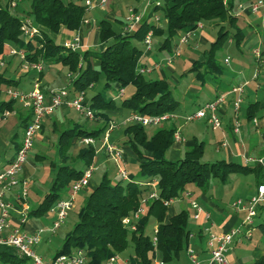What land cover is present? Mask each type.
Wrapping results in <instances>:
<instances>
[{"label": "trees", "instance_id": "16d2710c", "mask_svg": "<svg viewBox=\"0 0 264 264\" xmlns=\"http://www.w3.org/2000/svg\"><path fill=\"white\" fill-rule=\"evenodd\" d=\"M245 0H163L154 2L142 21L132 31L118 32L108 19L97 23L99 41L105 43L98 51L85 49L80 52L64 43L56 42L52 35L61 29L72 32L77 30L88 7L85 0H0V57L9 46H15L29 62L41 65L62 64L68 68L72 88L68 93L77 95L86 91L98 80L103 79V87L89 98L88 105L97 118L102 119V128L85 129L72 126L62 130L58 138V157L56 173L49 190L36 207L30 209L29 217H42L62 198V192L77 180L89 165L93 163L95 148L85 145L78 153L81 166L67 163V149L82 137L99 139L107 128L110 116L107 111L118 107L147 116L173 113L179 105L174 98L171 86L163 79H146L139 72L138 63L144 54L142 41L151 31L161 39L159 49L171 52L173 38L178 32L192 31L198 22L212 23L218 26L216 36L203 52L204 60L196 61L188 69L197 77H203L211 69L222 70L217 60V52L228 40L238 47L244 40L245 33L241 18L233 13L235 3ZM161 10L165 18L164 27H159L153 19ZM24 17L31 18L25 21ZM27 22L37 29L32 36L25 33ZM242 23V24H241ZM140 44V45H138ZM97 60V65L93 64ZM204 71L201 72V68ZM17 81L0 74V94L15 87ZM134 87L133 93L120 99L119 90L126 86ZM118 93L108 95L110 91ZM17 101L0 98V116L4 111H12ZM255 116V104L248 106V120ZM31 118V111L22 118L24 128ZM146 126L130 124L124 131L125 140L119 146L127 147L138 162L140 181L119 178L113 180L106 171L101 181L92 189L78 213L72 229L66 234L55 257L69 255L75 250H82L87 257L86 264H103L109 257L121 253L129 244L133 255L128 258L130 264H152L155 257L166 262L178 261L180 252L188 244L190 229L189 213L181 209L168 216L163 201L180 198L186 191L200 190L206 193L215 181H225L232 173H254L259 182L262 180V166H253L235 161L202 160L205 142L194 140L183 156L178 160L167 158V152L174 144L175 127H161L151 134ZM20 143L17 145L16 151ZM12 160V159H11ZM11 160L9 162H11ZM155 186L158 199L148 203L145 214L136 222L135 230H128L122 224L125 216L131 215L138 206L139 197L147 194ZM257 218H262L257 226L264 229V205L257 209ZM157 228L156 244L152 243V234L145 232L149 224ZM0 264H31L7 245H0ZM252 264H264V256Z\"/></svg>", "mask_w": 264, "mask_h": 264}, {"label": "rangeland", "instance_id": "374dc122", "mask_svg": "<svg viewBox=\"0 0 264 264\" xmlns=\"http://www.w3.org/2000/svg\"><path fill=\"white\" fill-rule=\"evenodd\" d=\"M5 1V0H3ZM16 1L13 0V2L10 4L13 6ZM143 5L135 9V12L137 15H145L146 8L145 4L149 3L148 1L144 0ZM156 1V0H155ZM155 1H152V5ZM158 4L162 3L163 0H157ZM258 1V0H245L242 2H236L235 7L233 10V13L236 15H239L243 20L252 22L253 27L257 31L256 35L251 39L250 42L254 44L256 47H261V42L264 43V30H263V13L264 8H261L259 12L253 13L249 12L248 17L244 14V9H247L250 5V3ZM264 2V0H263ZM106 7L101 8L98 5H95L94 7L88 8L83 16L82 23L80 27L78 28L80 31L83 32V38L82 40L85 43H80V47L77 48L80 52H83L85 49L88 50H100L99 46V34L95 27V23L97 25L98 21L101 19H108L112 22L113 28L118 31L122 32L125 30V25L128 23L127 17H128V10L125 8V6L119 4V3H113V0H105ZM133 9V7H130ZM25 21H31V18L24 17V15L20 14ZM158 19L156 22L157 26L164 27L165 25V18L163 15V12L161 10H158L155 15L153 16V19ZM201 24V27H198L194 29L190 33L188 44H182L179 47L180 55L176 56L172 59L171 63L166 65L163 59L169 57L171 55V52L168 49H159V42H161L160 37L153 35L152 36V47L151 50L147 51L141 56V59L138 63L139 68H147L144 70L143 75L146 79H163L165 80L172 89L173 96L177 100L181 102L177 106V108L173 111V114L177 116L178 118L182 116L188 115L186 111L188 110V107L190 105V99L187 97H184V92L186 90H189L191 93L197 85H199V80L194 77V74L189 73L188 69L190 68V58H196L200 55V52L203 53L205 50H207L210 46L211 41L215 38L216 32L218 29V26H214L212 23H206V22H198ZM198 23L196 24V27L198 26ZM242 24V23H241ZM214 26V32L212 30V27ZM183 33H179L175 35L172 42V47H174L175 44H178L179 36ZM53 39L56 42H62L61 39V33L60 31L56 34L52 35ZM263 40V41H261ZM261 41V42H260ZM74 42V39L71 41ZM76 42V41H75ZM254 42V43H253ZM175 43V44H174ZM78 44V40H77ZM105 45V43H103ZM251 44V45H252ZM103 45V46H104ZM140 45V44H138ZM143 43L141 44V46ZM143 47V46H142ZM235 43L233 42L232 46L229 47L228 43L226 42L222 49L217 52V60H219L220 64L225 66L223 64V57L228 58L229 60L234 57L233 54H235ZM263 48V47H261ZM15 49L19 50L15 46H9L6 48L5 53L2 57H0V74H4L7 77L15 79L16 76L18 78H21L22 82H25L24 78L28 76V74H23L22 66L24 65V62L18 55H11L10 50ZM160 50V51H159ZM243 53L247 55V59L249 60H255L254 55L249 54V49L247 47H244ZM159 53L157 54L156 52ZM219 57V58H218ZM156 58V59H154ZM157 60H160V65L158 66H152L154 62ZM34 63V62H31ZM227 68V67H226ZM261 70V69H260ZM259 70V71H260ZM185 72V73H184ZM263 72V71H262ZM35 73L38 74V72L35 71ZM68 74H70V71L68 68L62 64H53L50 69H46L43 72V75L41 76V79L39 81L40 86L43 88L44 92L51 93L52 91H61V90H70L72 88V83L69 81ZM74 75L71 74V77L73 78ZM70 77V79H71ZM103 79L98 80L96 83H94L92 86H90L85 92V97L89 99L93 94H95L97 91H99L103 87ZM134 91V87L132 85H128L124 88V93L120 96V98L117 99V103L120 102V99L129 97ZM111 93L114 95L118 93L117 90H112L108 93V95H111ZM0 98L3 100L9 99V95L5 93L0 94ZM56 111V110H55ZM54 111V112H55ZM129 110H125L123 115L121 117H118L116 121H121L124 118H126L127 112ZM186 114V115H185ZM56 119L58 121V127L55 131H53L51 128L46 127V137L42 140H37L33 143L32 146V152H34L35 155H38L39 158H33V166L29 167V174L30 176L26 179V189L28 193V199L32 207H35L39 204V202L43 199L45 193L50 188L52 180L54 179L57 164L59 161L58 157V138L59 134L62 130L70 127L69 121H72L74 126H80L84 127L85 129H97L102 128L104 125V122L100 118L96 119H87L83 113L76 112L74 108H66L65 110H61L59 113H55ZM63 116L66 118V122L63 121ZM239 117L241 120L247 121L245 112L243 113L242 110H240ZM5 125H7L8 128H13L16 126V117L15 116H7L5 118ZM179 123L181 122V129L183 131H187L189 133H193L195 135L194 125L195 123L193 121L189 120H178ZM127 125H121L120 127L114 128L109 133L108 141L110 143H121L125 140L124 131L126 130ZM171 125V121L162 122L160 125L156 126H146V132L148 134H151L155 129L161 128V127H169ZM92 137V136H90ZM191 137V134H190ZM83 138V137H82ZM94 138V137H93ZM192 138V137H191ZM95 139V138H94ZM198 141V140H197ZM102 141L100 139H95L94 143L92 144L95 148V155L93 158V173L89 182V185L83 188L79 195L76 197L75 201L73 202L72 207L67 213V217L65 219V223L63 226H61L59 229H57L54 233H50L47 229H44L41 233V237H46L48 234L51 235V246L52 251L56 249L59 250V248L62 245V242L66 236V234L72 229L73 225L77 221L78 213L82 206L85 203L86 198L88 197L89 193L92 191L93 187H95L100 181L103 176V174L108 171L110 174L111 179L117 180L121 178L117 172V167L109 158L104 150L101 147ZM86 146L83 143H78L77 145H70V147L67 149V155L68 160L67 163L71 164L72 166L79 167L81 166V163L79 161L78 153L81 149H84ZM211 156H214V154L210 151L205 149L202 160H205ZM121 167L126 171L128 178L130 180L140 181L143 178L139 176L138 170V162L137 160H134L131 156H128L126 159L125 164L121 163ZM252 165V164H250ZM236 176V180L241 179L242 181V191H240L239 188L228 189V185H236L235 180L233 178ZM246 185V188L244 187ZM253 186V177L252 174H237L232 173L230 174L227 179L223 181H215L213 183V186L206 191L208 196L213 197V200L216 204L222 205L224 207H234L233 203L238 200L239 198H242L240 195H242L241 192L244 190L246 191L247 188ZM194 195H192L193 199H195L202 207H203V201L201 199L200 193L201 191L196 189L193 191ZM240 194V195H239ZM147 194H144L143 197H146ZM182 201H173L169 206L167 207L168 213H176L180 209H185L189 213V220H188V226L190 229V236L188 238V246L190 249H192L195 252H198V229L200 227V223L202 222L201 219L194 221L192 219V213H191V207L189 206L188 200ZM149 202H146L142 204V207L144 208V213L141 214L140 218L145 214L147 206ZM235 208V207H234ZM50 210L47 211L41 221H46L51 216ZM245 215H242L239 222L235 227L238 225H241V223L244 220ZM137 222V221H136ZM205 225V224H204ZM202 226V225H201ZM155 225L149 224V226L146 228L145 232L148 234L153 233ZM233 227V228H235ZM206 228V226L203 227V229ZM208 228V227H207ZM128 230H131L129 227H127ZM205 236H207V233L204 232ZM262 231L257 226V224H254V233H253V239L251 242H240L233 248V255L237 259H241L244 261V264H249L250 256H252V253L255 249L254 246L259 247L264 251V237L261 236ZM257 236L259 237L257 239ZM261 236V238H260ZM257 245H255L256 243ZM255 243V244H254ZM186 246L182 249L180 252V259H183L186 251ZM55 251V252H56ZM54 252V253H55ZM121 259H124V257L129 258L131 255H133V249L132 245L129 244V246L123 250L121 253H117Z\"/></svg>", "mask_w": 264, "mask_h": 264}, {"label": "built area", "instance_id": "2783aa9c", "mask_svg": "<svg viewBox=\"0 0 264 264\" xmlns=\"http://www.w3.org/2000/svg\"><path fill=\"white\" fill-rule=\"evenodd\" d=\"M158 4V3H157ZM85 5L90 8L98 5L99 7L105 6V0H85ZM261 8H264L263 0H258L250 3L247 8L250 12L256 13L259 12ZM144 16V15H143ZM143 16L137 15L135 9L130 8L128 10L127 24L125 25L126 31H132L143 19ZM155 19V18H154ZM158 21V19H155ZM263 30H264V13H263ZM198 27H201V24L198 23ZM24 31L28 36H32L37 29L27 22L23 27ZM191 31L184 32L179 36L178 46L188 42ZM152 36L151 31L147 32L142 43L145 52L151 50L152 47ZM76 41V42H75ZM73 49H77V38H74V42L65 44ZM176 46L171 55L165 58L163 61L166 65L170 64L172 59L179 55L180 50ZM11 55H18L20 59L24 62L22 68L24 70L37 69L40 70L41 63L34 62L31 63L25 60V55L20 50L12 49L10 50ZM252 54L255 59L258 61L261 58V50L259 47H255L252 50ZM228 59H225L227 62ZM159 63H155L153 66H158ZM147 68H139V72L143 73ZM258 71L254 73V77L257 76ZM68 77H71V74H68ZM244 92L243 85H236L230 89L226 94H221L217 96L214 100L205 103L204 105L198 107L195 111L190 114L183 116L184 120L194 121L203 118H207L210 126L213 130L220 129L222 126V120L218 114L220 107L223 105L226 100V96L231 93L235 97L232 101V107L234 111V120H233V132H240V121L238 119V113L240 105L242 103V94ZM12 99L20 102L23 107L31 111V118L26 123L23 128L22 138L20 146L15 152V155L11 162L3 169H0V186L2 191L0 192V245H7L16 250V252L26 257L31 264H86L87 257L82 252V250H75L71 254H61L53 259H44L37 251L36 246L41 240V233L44 229H47L50 233H54L59 229L65 222L67 213L73 205L75 198L79 191L89 185L92 173L93 165H89L83 171L82 175L75 181H73L70 186L67 194L60 198L51 208L50 212L53 213V220L50 225L45 228H40L36 232H28L25 230L24 225L28 220V213L30 207L28 204V193L26 189L27 180L20 178V175L28 162L29 156L31 154L32 146L35 141L36 135L39 133L43 120L49 117L59 106L66 104L70 107H73L76 111L83 113L87 119H96L94 111L88 105V102L85 100V92L81 91L73 97H69L68 90L61 91H52L46 97L43 92L39 82H35L33 87L29 91H20L14 88H8L5 91ZM123 90H119V95H122ZM10 114V111H4L0 116V121ZM178 117L173 113H164L161 115L147 116L137 112H131L123 120H109L107 128L102 134L101 137V147L105 150L107 156L111 158L117 171L121 178L127 180L128 175L126 171L121 167V163L124 159V150L121 146L116 143H110L108 141L109 133L114 129L118 128L121 125L127 124H139L142 126H156L160 125L162 122L175 120ZM255 122L256 120L253 119ZM174 143H179L183 140L181 132L179 129H176L173 134ZM95 139L93 137H83L79 139L80 143L84 145L93 144ZM250 160L249 158L246 159ZM256 162L262 166V180L257 185L256 191L254 194L249 196L247 199H238L233 203V206L236 209H242L245 211V217L241 225L235 228H231L229 231L215 235L211 232L210 228H206L205 232L207 233L206 237V247L209 254V259L207 264H232L229 258L230 245L233 239L236 236L244 237L245 239H250L253 234L255 220L258 216L257 209L260 205H264V158L257 159ZM19 186V190L16 194V209L18 212V219L16 225L10 224V212L9 209L12 205L8 202H5L2 198L3 190H9L12 187ZM158 192L156 187L153 185L152 190L147 193L146 197H139L138 206L135 211L129 216H125L122 219V224L126 227H129L131 230L136 229V221L140 219L142 213H144V208L142 204L149 202L151 200L158 199ZM187 198L189 200V206L192 210V218L197 220L201 216H204L205 219L210 218L209 212L203 209V207L192 198L191 191L184 192L183 196L180 198L169 199L163 201L165 206H169L173 201H179L181 199ZM156 226L153 229L152 234V243L156 244ZM186 257L189 261V264H202L201 259L197 252L193 251L189 247L185 251ZM128 260L121 259L118 255L114 254L109 257L103 264H127ZM152 264H171L166 262L161 258L155 257Z\"/></svg>", "mask_w": 264, "mask_h": 264}, {"label": "crops", "instance_id": "0c3cea01", "mask_svg": "<svg viewBox=\"0 0 264 264\" xmlns=\"http://www.w3.org/2000/svg\"><path fill=\"white\" fill-rule=\"evenodd\" d=\"M147 1L149 3L145 4L146 13L148 12L149 9L152 8L153 5L151 3L152 1H155V0H146V2ZM143 2L145 1L144 0H113V3H119L125 6L127 10L128 8L130 9V7H133V9H137L138 7L143 5ZM155 2L157 4L158 1L156 0ZM105 7H106V3H105V6L101 8L105 9ZM249 12L250 11L248 9H244V14L246 17H248ZM241 22L243 23L242 25H243L245 37H244V40L241 42V44L238 47L237 46L235 47V54H233L234 57L232 58L231 56V59L233 60H229L228 58L223 57V64L226 65L227 68L221 65L218 60L219 65L221 66L222 70L211 69L210 71L206 72L203 77H197L195 75V72H189V73L194 74V77L198 79L200 82H199V85H197V87H195L191 93L189 92V90H186L184 92V97H187L190 99V102H189L190 105L186 113L190 114L191 112L195 111L198 107L204 105L205 103L209 101L214 100L217 96L228 93L230 89L236 85H243L244 92L242 94V103L240 105L239 113H240V110H242V112L243 113L245 112L246 114L248 106L251 104H255V116L253 117V119H255L256 121L254 122L253 119L248 120L247 117H246L247 121L241 120V118L239 117V113H238L237 116L240 121V132L239 133L233 132L234 111L232 107V101L235 95L229 93L226 96V100L224 101L223 105L220 107L219 112H218L222 120V126L220 129L213 130L210 126L208 119L205 117L203 119L194 120L193 122L195 123L194 125L195 135H194V132L193 133L191 132L188 134L187 131H183L180 128L182 123L181 122L179 123L178 120L183 121L184 120L183 118L179 117L175 120H171L170 126H173L176 129H179L183 140L179 143H174L171 146V148L167 152L168 159L170 160L180 159L183 156L185 150L193 144L194 140L205 142L204 151L205 149H207V150H210L214 154V156H211L205 159L206 161L226 160V161H235V162H238L241 164H247V165L252 164L250 166H253L257 163L256 162L257 159L264 158V43L261 42L263 40L260 41L261 47H263V48L260 47V50H261L260 60L251 61L247 59L248 57L247 55L243 53L242 49L244 47H247L249 49V54L252 55V50L256 46H254V44H252V42L250 41L254 37V35H256L257 31L253 27L252 22L246 21L245 19L243 20L242 18H241ZM95 27L98 31L96 23H95ZM212 30L214 32V26L212 27ZM79 31L80 30L77 29L75 31L69 32L64 29H61L60 30L61 39H62L61 43L67 44V43H70L74 38H77L78 40L77 48L80 47V43L82 44L85 42L82 40L84 33L79 32ZM227 43H228V46L231 47L233 44V41L228 40ZM160 44L161 42H159L158 46H160ZM185 44H188V42ZM103 45H104L103 43H99V46L101 47L100 50L104 47ZM176 46H178V44L174 45V47L171 49V52ZM180 46L181 45H179L178 48ZM159 51L156 53L158 54ZM198 55L200 56L189 59L190 67L192 66L194 62L196 61L201 62L204 60L203 53L200 52V54ZM225 59H228V61L225 62ZM159 62L160 60H157L156 62L153 63V65ZM97 63H98L97 60H93L94 65H97ZM51 66L52 65L49 66V65L42 64L40 70H37V69L24 70L22 68L23 74L25 75L28 74V76L24 78L25 82H22L21 78H18V76H16L14 80L17 81V85L11 88L24 91V92L29 91L33 87V84L35 82L40 81L44 70L50 69ZM256 70L258 71V73H257V76L254 77L253 75ZM35 71L38 72V74L35 73ZM202 71H204V67L201 68V72ZM69 81L71 82L70 78H69ZM44 93L46 97H48L49 93L47 92H44ZM123 93H124V89H123ZM72 95L73 94L69 93L70 98ZM85 100L89 102L88 101L89 99H87L86 97H85ZM179 104H181L180 101H179ZM69 107H70L69 105L63 104L59 106L56 109V111L53 112L49 117L45 118L43 120L39 133L36 135L34 142H36L37 140H42L47 136L46 127L47 128L49 127L53 131H55L59 124L56 119L55 113H59L61 110H65L66 108H69ZM125 110L126 109L124 108L118 107L114 110L107 111V114L110 116V120H117L118 117H121L123 115ZM29 112H30L29 109L23 107V105L17 101V103L15 104L14 110L10 111V114L7 115V116L16 117V126L13 128H8L7 125H5L4 120L7 116L4 117L0 121V169L5 168L10 163L9 161L13 159L15 152H16L17 145L21 142V138H22L23 127L21 126V120L22 118L27 116ZM130 113L131 111L127 112V115H129ZM63 121L65 122L67 121L66 118H64V116H63ZM68 123H70L69 124L70 127L74 126L72 121H69ZM190 134L192 138L190 137ZM101 137L99 138L100 140H101ZM78 143L80 142L77 141L74 143V145H77ZM121 147L124 150V159L122 162L123 164H125L128 156H131L132 158H134V160H136V156L127 147H124V146H121ZM33 158L37 159L39 158V156L35 155L34 152H32L31 150V154L29 156L28 162L26 163L20 175V178L27 179L30 176L29 167L33 166V162H32ZM247 158H249L250 160L247 161L246 160ZM251 174L253 177V186L247 188L246 191L244 190L243 192H241L242 195L240 194L239 195L242 198H239V199L244 200V199H247L252 194H254L256 191L257 185L260 183L258 179L256 178L255 174L254 173H251ZM236 176L238 175H235V177L233 178V180H235L234 182L236 185H234V183L233 185L230 184L228 185V189L235 190V188H239L240 191H242V188H241L243 186L241 182L242 180L239 179V177H238V180H236ZM244 187L246 188V185ZM18 188L19 186L17 185L15 187H12L9 190H3L4 191L3 196H2L3 200L12 205V207L9 209L11 225H16L17 219H18V212L16 209V194L19 190ZM68 190H69V186L67 187V189H65L62 192V197H64L67 194ZM1 191H2V187L0 186V192ZM193 191H191L192 195H194ZM78 195L79 193L77 194V196ZM200 196L203 201V209L209 212L210 218L207 220L205 219L204 216L200 217L202 222L200 223V227L198 229V234H197V239H198L197 241L198 252L197 253L199 255V258L201 259V263L207 264L208 259H209V254L207 252V247H206V237L207 236H205L204 234L205 229L207 227L210 228L211 232L215 235L223 234L229 231L231 228L235 227V225H237L241 216L245 215V211L242 209H236L232 206L224 207L222 205H218L214 202L213 197L208 196L207 193L201 192ZM182 200H185V198L179 201H182ZM187 200L188 199H186V201ZM188 203H189V200H188ZM28 204H29L30 209L33 208L29 202V199H28ZM51 214L52 215L46 221L44 220L41 221L43 216L37 217V218L29 217L24 225L25 230H27L28 232H36L40 228L47 227L48 225H50L51 221L53 220V213L51 212ZM173 214L175 213H168V216H171ZM260 219L262 218H256L255 224H257ZM193 220L197 221L199 219L197 220L193 219ZM204 226H206V228L203 229ZM260 229L262 231L261 236L264 237V229L262 228ZM253 233H254V230H253ZM51 235L52 234H48L46 237H41V240L36 246V251L44 259H53L55 257L56 249L54 250L55 252L54 253L52 251V246H51ZM253 236L254 235L252 234V237L250 239H245L244 237H240V236H236L233 239L230 245V250H229V258L232 264H244V261H242L241 259H237L233 255V248L240 242H251V240L253 239ZM258 238L259 237L257 236V239ZM255 245H257V243ZM187 247H189L188 244L186 248ZM254 247L255 249L252 253V256H250L249 264H252L256 259L260 258L261 256H264V251L262 249H260L257 246H254ZM182 258L183 259H180L179 257L178 261L170 262V263L171 264H189L186 254ZM124 259L128 260V258L126 257H124ZM127 264H130L129 260Z\"/></svg>", "mask_w": 264, "mask_h": 264}]
</instances>
